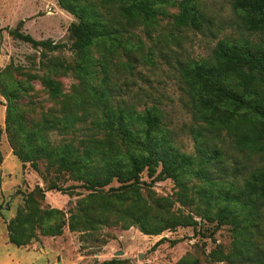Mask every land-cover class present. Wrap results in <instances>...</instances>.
Wrapping results in <instances>:
<instances>
[{
  "label": "trees",
  "instance_id": "obj_1",
  "mask_svg": "<svg viewBox=\"0 0 264 264\" xmlns=\"http://www.w3.org/2000/svg\"><path fill=\"white\" fill-rule=\"evenodd\" d=\"M57 2L77 18L68 29L74 63L49 61L42 79L59 109L47 111L41 124L27 128L14 106L16 95L1 89L7 101L4 122L13 154L36 171L37 162L45 160L46 168L57 174L47 178L45 189L36 186L26 197L24 207L7 223L8 241L18 247L26 245L36 229L44 235H58L65 222L70 231L88 235L104 226H136L144 234L158 235L178 226L194 227L195 215L199 222L237 225L245 221L244 226L237 225L241 235L237 246L245 245L249 227L259 217L264 220V212L261 217L258 211L259 205L264 206V46L223 37L209 59L177 66L178 81L185 83L191 98L193 118L201 124L194 132L193 152L184 153L165 126L168 119L163 107L141 103L138 95L125 98L118 80L124 72L134 73V62L151 65L149 53L143 51L142 33L148 35L163 19L170 31L202 30L205 18L199 0ZM173 7L177 10L170 13L167 8ZM230 7L240 28L264 32V0H230ZM9 33L33 47L49 51L62 47L18 30ZM131 36L134 43L129 42ZM170 37L174 39L173 34ZM11 68L8 64L0 70V77ZM68 70L79 80L71 95L56 77ZM209 129L216 131L212 142H227L228 164L223 161L222 147L204 146L196 138L209 134ZM143 173L149 183L172 179L175 199L155 195L150 188L144 191L143 185L150 184L142 180ZM60 175L66 176L61 183ZM186 176L192 184L184 180ZM68 180L72 183L64 185ZM113 181L118 185L111 186ZM46 190L78 196L66 220L62 210L40 207ZM175 202L188 207V212L174 209ZM217 253L218 260L238 257L242 262L264 264V248ZM197 263L188 256L177 262Z\"/></svg>",
  "mask_w": 264,
  "mask_h": 264
},
{
  "label": "rangeland",
  "instance_id": "obj_2",
  "mask_svg": "<svg viewBox=\"0 0 264 264\" xmlns=\"http://www.w3.org/2000/svg\"><path fill=\"white\" fill-rule=\"evenodd\" d=\"M90 0H88L89 2ZM85 4V1H82ZM204 10L205 21L200 31L192 29L169 30L166 19L160 25L150 29L149 34L142 33L144 53L151 57V65L134 62L133 74L124 72L118 84L125 98L141 96V103H157L163 107L168 122L166 128L176 146L184 153L194 150V132L201 126L195 121L190 108V95L185 83L178 81L177 66L181 63L200 62L209 59L218 39L226 37L230 41L246 43L253 47L264 46V32H251L239 27V19L230 7V0H199ZM170 13L176 7L167 8ZM77 21L70 12L61 8L57 0H0V70L12 65L10 73L0 77V264H177L183 257L197 260V264H253L239 261L238 257L230 260H218V251L229 253L233 248H264V206L259 205V219L249 233L244 235L245 245L237 246L240 238L242 221L234 224H217L200 221L197 224L178 226L173 230H164L158 235L142 233L136 226L121 229L119 226H104L93 235L70 231L67 224L62 226L58 235H44L36 229L34 239L22 246H15L8 241L7 223L17 211L24 207L26 197L36 186L45 189L47 178L57 174L52 168H46L45 160H39L36 171L29 162H22L13 154L9 143V132L5 130V97L1 89L16 95L13 99L17 111L24 116L27 128L41 124L47 111H57L58 104L49 97L43 83L49 61L74 63L75 52L70 48L73 38L68 29ZM18 30L37 40H51L61 44L56 51H49L41 46L33 47L9 33ZM173 34L174 39L170 37ZM130 43L135 42L131 36ZM62 72V71H61ZM58 77L63 91L71 95L79 80L68 70ZM141 91H139V89ZM147 95V96H146ZM196 137L204 146L213 145L216 131L207 130ZM223 135V132H221ZM228 138H226V141ZM215 146L223 148V161L230 152L227 142L222 145L215 141ZM46 175V180L43 179ZM66 178L60 175L59 183ZM142 180L149 183L145 173ZM192 184L191 177H185ZM68 180L64 185L71 184ZM143 185L144 191L150 188L155 195L175 199L177 188L170 178L155 180ZM111 186H117L116 181ZM86 193L81 188L76 189ZM78 196L57 190H46L41 208H57L65 213L74 207ZM174 209L187 213L189 208L175 202ZM161 238V242L157 243ZM114 260V261H111Z\"/></svg>",
  "mask_w": 264,
  "mask_h": 264
}]
</instances>
